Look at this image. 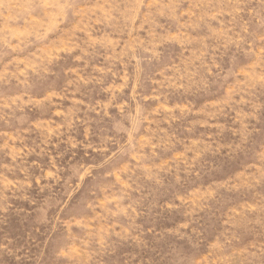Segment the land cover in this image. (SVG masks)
<instances>
[{
  "label": "rangeland",
  "instance_id": "374dc122",
  "mask_svg": "<svg viewBox=\"0 0 264 264\" xmlns=\"http://www.w3.org/2000/svg\"><path fill=\"white\" fill-rule=\"evenodd\" d=\"M0 264H264V0H0Z\"/></svg>",
  "mask_w": 264,
  "mask_h": 264
}]
</instances>
